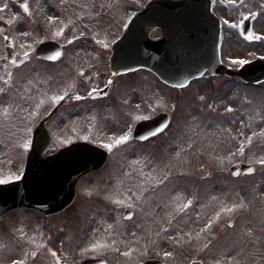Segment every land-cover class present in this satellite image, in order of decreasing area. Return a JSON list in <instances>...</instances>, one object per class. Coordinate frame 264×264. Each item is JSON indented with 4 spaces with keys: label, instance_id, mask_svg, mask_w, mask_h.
<instances>
[{
    "label": "rangeland",
    "instance_id": "rangeland-1",
    "mask_svg": "<svg viewBox=\"0 0 264 264\" xmlns=\"http://www.w3.org/2000/svg\"><path fill=\"white\" fill-rule=\"evenodd\" d=\"M146 1L29 0L25 17L0 0V183L21 176L31 131L43 119L55 148L86 140L109 152L102 169L78 182L64 211L4 218L0 264H77L85 256L112 264H264V82L246 86L220 75L175 89L140 70L114 78L95 103L85 96L109 81L106 47ZM253 11L258 40L250 45L237 34L236 13L229 8L224 16L227 68L264 58V0H250ZM46 39L66 47L59 63L33 57ZM24 54L29 62L14 68ZM78 92L82 99L59 104ZM75 109L82 111L68 113ZM90 110L98 114L87 117ZM159 111L171 112L168 129L132 140L133 124ZM236 162L256 172L232 178L228 167ZM124 209L134 212L130 220L122 219Z\"/></svg>",
    "mask_w": 264,
    "mask_h": 264
},
{
    "label": "water",
    "instance_id": "water-1",
    "mask_svg": "<svg viewBox=\"0 0 264 264\" xmlns=\"http://www.w3.org/2000/svg\"><path fill=\"white\" fill-rule=\"evenodd\" d=\"M14 1L27 13L25 0ZM159 28L162 38L153 41L148 34ZM220 30L211 12L209 0H151L128 23L122 37L112 46L111 71L122 73L136 68H146L173 86L185 85L189 80L219 73L218 48ZM55 45V53H59ZM41 46L37 53L41 55ZM240 77L257 83L264 80V61L255 60L242 67ZM167 116L140 122L134 137L144 139L159 132ZM49 146V139L41 128L35 130L25 172L19 182L0 185V218L16 206H27L55 213L69 205L74 198L78 179L100 168L106 153L85 143H75L46 158L42 154ZM233 176L239 172L250 174L253 168L240 163L230 168ZM5 201H9V205ZM127 212L126 218L130 217ZM232 222H228L231 224ZM81 264H102L99 259H86ZM144 264H160L147 261ZM199 264V263H193Z\"/></svg>",
    "mask_w": 264,
    "mask_h": 264
},
{
    "label": "flooded vegetation",
    "instance_id": "flooded-vegetation-1",
    "mask_svg": "<svg viewBox=\"0 0 264 264\" xmlns=\"http://www.w3.org/2000/svg\"><path fill=\"white\" fill-rule=\"evenodd\" d=\"M214 1V12L216 13V15H218L220 17V19H224L225 14L229 13V8L232 9L233 11H238L240 9V7L245 6V8L250 11V0H213ZM247 10H244V14H248L246 12H248ZM241 30H242V25H241ZM100 52V51H99ZM97 54V58L100 57V54ZM86 54V53H85ZM81 75H83L82 73H80ZM103 90V94L104 96L110 93V89H111V85H110V81L107 82L106 85H104L103 87L99 88V89H91V92L86 94L85 96L86 98L90 99V100H96L97 99V95L100 96V92ZM83 92H78L77 95H72L65 98L67 101H76L78 99H82L79 97V95H81ZM92 103H95V101H93ZM76 112V110H70L68 113L69 114H74Z\"/></svg>",
    "mask_w": 264,
    "mask_h": 264
},
{
    "label": "snow or ice",
    "instance_id": "snow-or-ice-1",
    "mask_svg": "<svg viewBox=\"0 0 264 264\" xmlns=\"http://www.w3.org/2000/svg\"><path fill=\"white\" fill-rule=\"evenodd\" d=\"M261 163H264V161H261Z\"/></svg>",
    "mask_w": 264,
    "mask_h": 264
}]
</instances>
